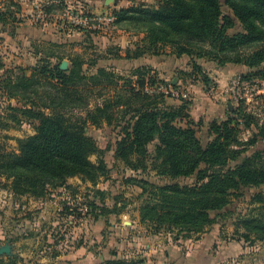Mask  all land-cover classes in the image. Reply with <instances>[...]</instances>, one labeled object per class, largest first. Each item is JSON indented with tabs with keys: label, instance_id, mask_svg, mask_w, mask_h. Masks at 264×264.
Masks as SVG:
<instances>
[{
	"label": "rangeland",
	"instance_id": "obj_1",
	"mask_svg": "<svg viewBox=\"0 0 264 264\" xmlns=\"http://www.w3.org/2000/svg\"><path fill=\"white\" fill-rule=\"evenodd\" d=\"M220 1L222 13L230 15L224 0ZM158 2L115 0L105 6V0H0V13H3L0 22L1 152L18 153L19 141L35 134L32 124L24 120L17 123L10 118V108H28L31 103L40 106L48 94L56 93L50 86L54 81L39 80L38 84L21 91L27 92L24 96L9 97L6 84L13 82L14 77L29 78L34 70L41 67L53 70L63 62L65 70L77 67L80 75L87 79L103 69L112 77L98 82L78 81L82 108L64 110V113L75 119L108 100L118 98L121 103L113 109L116 120L111 125L85 127V134L101 151L108 170L106 178H100L94 186L74 177L67 180L66 186L49 187L41 195L17 191L11 180L0 177V264H100L107 257L106 248L115 244L120 249L110 250L109 260L188 264L186 257L191 256L186 252L195 246L201 235L216 231L219 241L231 243L235 254L224 262L217 259L215 264H264V241H257L253 236L245 241L242 238L245 232L239 223L248 216L260 214L264 218L262 187L243 189L241 196L232 197L227 207L211 212L214 222L202 234H177L164 229L155 232L139 223L138 209L143 198L141 190L128 183L130 178L156 186L171 183L191 186L195 177L172 181L148 169L133 172L115 159L116 143L122 138V128L131 115L125 113L128 91L139 89L134 71L143 73V91L164 85L179 94L176 98L162 95L164 106L184 105L202 146L210 141L211 122L225 121L230 116L229 111L236 109L241 101L264 127V81L256 78L242 81L241 77L249 73L244 66H219L206 59H195L200 69L196 70L188 57H175L170 47L162 48L159 55L146 53L135 59L125 58L127 52L133 56L144 45L143 36L115 26L110 12L137 5L156 7ZM238 31L240 27L231 33ZM162 71H168V75L163 77ZM129 104L137 105L135 101ZM44 113L50 111L44 110ZM254 133H257L256 128L242 129L239 138L246 141ZM148 150L152 154L154 145H149ZM90 160L95 162L96 156ZM146 163L149 165V158ZM93 189L104 193L102 201L93 195ZM92 201L119 213L91 214L89 202ZM93 215L98 218L94 220ZM111 234H123L126 239L117 244L115 238H110ZM218 246H211L213 256Z\"/></svg>",
	"mask_w": 264,
	"mask_h": 264
},
{
	"label": "trees",
	"instance_id": "obj_2",
	"mask_svg": "<svg viewBox=\"0 0 264 264\" xmlns=\"http://www.w3.org/2000/svg\"><path fill=\"white\" fill-rule=\"evenodd\" d=\"M230 15L222 13L220 0H159L156 7L132 6L111 11L113 24L134 35H142L144 45L135 59L150 53L159 55L164 47H170L177 57H188L193 67L195 59H206L219 66L241 65L249 73L242 81L259 79L264 81V0H224ZM3 13H0V22ZM237 27L241 31L231 33ZM53 70L41 67L29 78L14 77L7 82L9 97L24 96L23 89L39 80L54 81L50 84L56 92L40 98L41 105L31 103L28 108H10V118L33 125L35 134L19 141L18 153L0 151V177L12 181L15 190L40 193L47 188L66 186L67 180L78 177L82 182L94 186L100 178L107 176V167L100 156L101 151L85 134V127L111 125L116 120L114 108L120 101L108 100L84 117L72 119L64 110L81 109L83 96L78 81L87 79L75 68ZM138 87L129 89L125 101L126 112L131 113L122 128L123 136L116 143L115 159L127 169L155 172L156 176L176 180L195 177L191 186L176 183L156 186L145 180L130 178L128 183L141 190L142 204L138 209L139 223L159 232L164 229L177 234H202L214 220L211 212L228 206L232 197L241 196L246 188L264 189V127L247 111L241 101L223 122L213 121L208 128L210 141L202 146L188 120L184 105L164 106L162 95L143 91L145 81L140 70ZM112 74L103 69L89 77L90 82L109 79ZM152 79V78H151ZM151 84L154 80H150ZM207 82V81H206ZM130 101L136 106L131 107ZM44 110L50 113H44ZM257 129V133L242 141L241 130ZM154 151L149 153L148 146ZM1 150V149H0ZM96 156V161L90 158ZM147 158L150 159L147 165ZM93 195L104 199V193L92 190ZM259 197V196H258ZM91 214L102 216L115 213L106 206L89 202ZM119 212L115 213L118 214ZM94 220L98 215H93ZM244 230L242 238L247 241L253 236L264 241V218L258 214L239 221ZM142 260L110 259L100 264H143Z\"/></svg>",
	"mask_w": 264,
	"mask_h": 264
},
{
	"label": "crops",
	"instance_id": "obj_3",
	"mask_svg": "<svg viewBox=\"0 0 264 264\" xmlns=\"http://www.w3.org/2000/svg\"><path fill=\"white\" fill-rule=\"evenodd\" d=\"M161 75L163 77L168 75V71H162ZM217 232V234H216ZM215 233H208V234H203L200 236V239L196 242L195 246L189 251L186 252L187 256L191 257H186L188 260V264H215V261H227L228 259L233 258L235 251L233 249V246L231 243H222L219 241L218 237V231ZM129 236V234H128ZM111 239L115 238V241L117 244L124 243L122 239H126V236L123 234L116 235V234H111L110 235ZM109 238V240H110ZM134 240L133 238H131ZM113 242L109 243L112 244ZM213 244H216L219 246L217 247L218 251L215 253V256L211 253V246ZM134 246V245H133ZM113 248L120 249L118 246L115 244L113 247H107L106 252L107 257H105V261L109 260V252L110 250H113ZM189 254V255H188ZM195 256V257H193Z\"/></svg>",
	"mask_w": 264,
	"mask_h": 264
},
{
	"label": "built area",
	"instance_id": "obj_4",
	"mask_svg": "<svg viewBox=\"0 0 264 264\" xmlns=\"http://www.w3.org/2000/svg\"><path fill=\"white\" fill-rule=\"evenodd\" d=\"M146 92H149L151 94H158V95H165V96H169V97H173V98H176V97H179V94L173 90V88H171V86L167 87V86H164V85H157L155 87H153L152 89H146L145 90Z\"/></svg>",
	"mask_w": 264,
	"mask_h": 264
},
{
	"label": "water",
	"instance_id": "obj_5",
	"mask_svg": "<svg viewBox=\"0 0 264 264\" xmlns=\"http://www.w3.org/2000/svg\"><path fill=\"white\" fill-rule=\"evenodd\" d=\"M111 1H115V0H105V6H107L108 5V3L109 2H111ZM114 3H116V2H114ZM65 68H66V63H61V65H60V70H62V71H64L65 70Z\"/></svg>",
	"mask_w": 264,
	"mask_h": 264
}]
</instances>
